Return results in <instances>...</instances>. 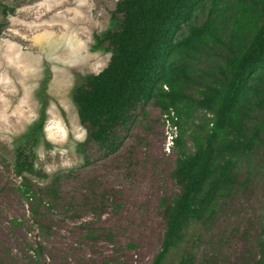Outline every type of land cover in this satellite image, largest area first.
I'll list each match as a JSON object with an SVG mask.
<instances>
[{"label":"rangeland","instance_id":"374dc122","mask_svg":"<svg viewBox=\"0 0 264 264\" xmlns=\"http://www.w3.org/2000/svg\"><path fill=\"white\" fill-rule=\"evenodd\" d=\"M117 1L0 0L7 11L0 6V264H150L159 250V204L178 191L170 177L177 151H166L164 113L148 102L121 131L118 147L105 152L87 143L73 101L83 79L109 61L107 42L99 45L97 37L116 28ZM220 48L192 61L196 80L223 62ZM43 111L34 171L19 176L17 148L30 144ZM203 115L195 112L186 124L189 151V133ZM257 117L264 123V108ZM237 173L213 215L188 225L166 264L183 255H191L190 264H264V130ZM23 176L36 196L55 184L53 208L44 195L33 212L37 200L22 193Z\"/></svg>","mask_w":264,"mask_h":264},{"label":"trees","instance_id":"16d2710c","mask_svg":"<svg viewBox=\"0 0 264 264\" xmlns=\"http://www.w3.org/2000/svg\"><path fill=\"white\" fill-rule=\"evenodd\" d=\"M199 12L206 13L202 22H196ZM112 17L116 28L97 37L99 45L107 42L109 61L83 79L73 101L87 143L105 152L118 147L121 131L148 102L177 127L170 177L178 191L161 198L164 232L150 263L166 264L188 225L213 215L218 200L237 182L240 157L254 149L264 130L262 121H253L264 108V0H118ZM219 46L223 62L196 80L192 61ZM195 85L192 94L188 90ZM197 111L204 115L193 123L189 151L186 124ZM44 122L43 111L27 137L30 144L17 148L19 176L34 171L32 146ZM21 189L28 199L37 200L34 213L44 195L48 209L58 200L54 183L36 196L23 176ZM191 259L183 255L176 264H190Z\"/></svg>","mask_w":264,"mask_h":264},{"label":"built area","instance_id":"2783aa9c","mask_svg":"<svg viewBox=\"0 0 264 264\" xmlns=\"http://www.w3.org/2000/svg\"><path fill=\"white\" fill-rule=\"evenodd\" d=\"M164 117L167 119V130L165 134L166 138V151L169 152L174 146V139L177 136V127L172 125L171 121L169 120L168 114H164Z\"/></svg>","mask_w":264,"mask_h":264}]
</instances>
